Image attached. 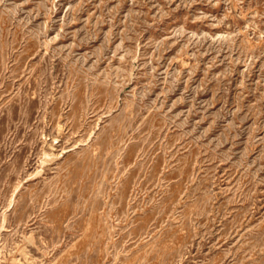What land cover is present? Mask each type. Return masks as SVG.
<instances>
[{
  "label": "rangeland",
  "instance_id": "1",
  "mask_svg": "<svg viewBox=\"0 0 264 264\" xmlns=\"http://www.w3.org/2000/svg\"><path fill=\"white\" fill-rule=\"evenodd\" d=\"M0 264H264V0H0Z\"/></svg>",
  "mask_w": 264,
  "mask_h": 264
}]
</instances>
